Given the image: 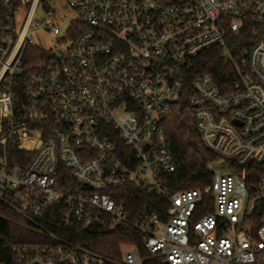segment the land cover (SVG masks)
Masks as SVG:
<instances>
[{"label":"built area","instance_id":"obj_1","mask_svg":"<svg viewBox=\"0 0 264 264\" xmlns=\"http://www.w3.org/2000/svg\"><path fill=\"white\" fill-rule=\"evenodd\" d=\"M60 1L0 0V202L36 240L15 264H264V0ZM180 104L217 156L204 190L167 184ZM126 185L166 208L132 218ZM116 232L140 240L81 241Z\"/></svg>","mask_w":264,"mask_h":264},{"label":"trees","instance_id":"obj_2","mask_svg":"<svg viewBox=\"0 0 264 264\" xmlns=\"http://www.w3.org/2000/svg\"><path fill=\"white\" fill-rule=\"evenodd\" d=\"M219 67H222V64H219ZM218 80L223 82L226 78L219 76ZM163 124L167 131L169 148L175 164V171L166 176L168 187L172 192L190 188L204 190L212 180V172L208 168V163L217 159V156L205 146L196 126L194 111L180 104L175 107L173 115ZM21 153L14 148L10 149L11 165L15 163L13 156ZM110 194L116 198L117 202L126 206L132 218L138 216L145 206H150L155 212H161L167 206L163 198L134 185L117 188ZM204 211L205 209L202 210ZM257 227L258 223L253 224V231ZM32 238L34 236L31 231L19 217L0 202V264H15L11 251L12 245L36 241ZM132 240L138 242L140 239L127 237L124 232H116L85 238L81 241L100 252L115 255L121 244ZM145 264L163 263L158 259H150Z\"/></svg>","mask_w":264,"mask_h":264},{"label":"rangeland","instance_id":"obj_3","mask_svg":"<svg viewBox=\"0 0 264 264\" xmlns=\"http://www.w3.org/2000/svg\"><path fill=\"white\" fill-rule=\"evenodd\" d=\"M57 3H61L62 4V1L60 0H55ZM45 17V11L40 8L38 10V12L36 13V19L39 20V22H42L43 19ZM37 41L38 42H41L44 46H48L49 45V41H48V36L46 34H41L38 38H37Z\"/></svg>","mask_w":264,"mask_h":264},{"label":"water","instance_id":"obj_4","mask_svg":"<svg viewBox=\"0 0 264 264\" xmlns=\"http://www.w3.org/2000/svg\"><path fill=\"white\" fill-rule=\"evenodd\" d=\"M216 165H218V166H222V164H221V163H220V164L218 163V164H216Z\"/></svg>","mask_w":264,"mask_h":264}]
</instances>
